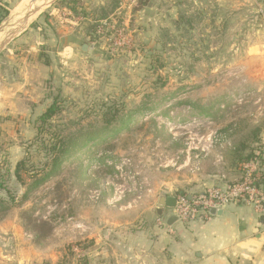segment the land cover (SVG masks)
Listing matches in <instances>:
<instances>
[{
  "label": "rangeland",
  "instance_id": "374dc122",
  "mask_svg": "<svg viewBox=\"0 0 264 264\" xmlns=\"http://www.w3.org/2000/svg\"><path fill=\"white\" fill-rule=\"evenodd\" d=\"M44 1L28 20L40 19L38 33L48 39L40 50L48 69L42 98L28 105V122L12 114L0 121V264L31 259L32 248L58 249L63 227L80 216L133 218L148 196L186 187L211 173L208 167L214 179L226 175L232 147L251 150L263 141L264 89L257 84L264 73L250 60L238 76V49L264 50V0L261 10L252 0H107L91 11L81 0H24L2 16L0 29ZM26 24L13 29L22 33ZM60 29L74 46L65 56L53 39ZM17 35L0 36V44L12 48ZM0 67L2 73L4 56ZM240 78L259 92L238 93ZM54 101L58 109L42 125L38 118ZM108 109L117 116L106 125ZM60 139L74 146L90 141L28 191L30 175L46 169L41 143ZM21 160L19 182L14 170ZM78 245L69 243L70 264Z\"/></svg>",
  "mask_w": 264,
  "mask_h": 264
},
{
  "label": "crops",
  "instance_id": "0c3cea01",
  "mask_svg": "<svg viewBox=\"0 0 264 264\" xmlns=\"http://www.w3.org/2000/svg\"><path fill=\"white\" fill-rule=\"evenodd\" d=\"M23 1L0 0V19L5 11H14ZM252 1L256 7H260L258 0ZM80 2L85 11L107 5V0ZM262 8L264 9V5ZM262 20L264 24V14ZM11 22L16 23H9L0 29V36L8 37L13 30H4L10 26L13 29L15 24L19 26L21 23L16 18ZM39 22L40 19L27 21L28 29L17 35L19 38L12 48H7L4 44L6 42L0 44V56H4V70L0 73V121H3V114H12V119L17 122H28L31 113L28 105H39L42 98L48 69L40 57V50H43L42 47L47 44L48 39L46 37L44 43V37L38 33L41 31ZM66 36V29L57 31V40L56 35H53L59 49L62 45V50H57L59 55L65 56L67 49L72 50L74 47L67 44ZM26 41L28 43L25 47H18L19 43ZM238 57L241 58L238 62V76L244 73V66L250 60L260 62L259 70L264 73V50H258L255 45L248 46L244 50L238 49ZM257 85L261 90L264 89L263 80ZM258 86L248 84L240 78L238 93L255 90L259 92ZM260 136L264 145L263 129ZM225 160L228 164L225 168L230 170L226 175L235 177L233 165L227 155ZM259 165L264 173V146ZM211 168L208 167L212 173ZM211 173L208 171L198 179L187 181L186 187L179 186L172 191L171 188H164L161 194L148 196L144 202L150 204L146 203L139 215L133 218L126 213H118L115 217L92 218L90 221L80 216L81 219H75L74 226L67 224L63 227L59 234L62 241H59L58 249L50 245L42 247L41 251L38 247L32 248V258L27 257L17 264H70L67 259L69 243H79L80 247L75 248V251L71 249L75 252V259L71 264H264V213H257L249 205L226 204L218 209V213L208 214L201 220L188 224L178 221L174 209L166 206L160 216L156 213L161 198L174 197L185 191H189L188 195H193L220 185L219 178L214 179ZM172 217L175 219L171 220Z\"/></svg>",
  "mask_w": 264,
  "mask_h": 264
},
{
  "label": "built area",
  "instance_id": "2783aa9c",
  "mask_svg": "<svg viewBox=\"0 0 264 264\" xmlns=\"http://www.w3.org/2000/svg\"><path fill=\"white\" fill-rule=\"evenodd\" d=\"M260 161L252 160L233 170L235 177L220 174L221 184L193 195H177L174 213L184 224L208 216L209 210L226 204H246L257 213H264V173ZM239 175V176H238ZM262 242L264 245V230Z\"/></svg>",
  "mask_w": 264,
  "mask_h": 264
},
{
  "label": "trees",
  "instance_id": "16d2710c",
  "mask_svg": "<svg viewBox=\"0 0 264 264\" xmlns=\"http://www.w3.org/2000/svg\"><path fill=\"white\" fill-rule=\"evenodd\" d=\"M74 4V3H73ZM71 10H74V7H71ZM8 13L5 11L4 17ZM3 19V17H2ZM0 19V21L2 20ZM57 105L56 102H52L49 107L42 113L38 121L44 125L45 123H50L52 118L54 117L56 111H57ZM117 116V110L111 111L108 109L106 112L102 114V123L108 125L113 123V121L116 119ZM90 140H85V142L74 146L71 145V142H64L63 139H60L57 141L55 144H48L44 145L41 143L43 147V150L46 152L47 156V162L44 164L45 165V170L40 171V175H30L31 183L28 186V191L34 190L38 188L41 184H43L45 181L50 179L51 177L55 176L59 170L61 165L68 160L74 153L79 152L82 148L88 144ZM250 149H247L243 144H239L237 147H232L228 152H227V157L232 163V167L234 169L240 168L244 163L252 161V160H261V150L263 148L262 142H256L254 143ZM74 146V147H73ZM248 151V153H246ZM248 154V155H246ZM25 160H21L16 163L15 165V170H14V177L16 178L17 181L21 182L22 177L21 173H24L25 170ZM3 186L0 184V188ZM27 196V193L23 195V198L25 199ZM38 238V237H37ZM80 261H83V259H80ZM84 264V262L82 263Z\"/></svg>",
  "mask_w": 264,
  "mask_h": 264
},
{
  "label": "water",
  "instance_id": "95a60500",
  "mask_svg": "<svg viewBox=\"0 0 264 264\" xmlns=\"http://www.w3.org/2000/svg\"><path fill=\"white\" fill-rule=\"evenodd\" d=\"M32 9V10H31ZM29 10V12L27 13H22L20 15H22V18H20V22L22 25H25L26 22L28 21V19L30 18V15H33L34 13H36V11H38L39 7H35V8H31ZM18 29H15L14 31L10 32L9 35H8V38L9 39H12L16 34H19L18 33ZM85 46L82 47V50L85 51ZM168 207V208H171L173 209L175 207V198L174 197H165V198H161V200L159 201L157 207H156V213L160 216L162 214V211L164 210V207ZM218 209H211L209 210V214L210 215H214L216 213H218ZM172 219H175V217H172ZM264 224V220L262 222ZM169 224V223H168Z\"/></svg>",
  "mask_w": 264,
  "mask_h": 264
},
{
  "label": "bare ground",
  "instance_id": "6f19581e",
  "mask_svg": "<svg viewBox=\"0 0 264 264\" xmlns=\"http://www.w3.org/2000/svg\"><path fill=\"white\" fill-rule=\"evenodd\" d=\"M25 2H26V0H25ZM33 2H35V0H33ZM23 3H24V2H23ZM33 4H34V3H33ZM45 4H46V1L42 2V3L39 4V5L35 3L34 7H39V8H41V7H43V5H45ZM45 6H46V5H45ZM38 12H39V11H38ZM19 15H20V14H18V18H19ZM31 18H32V17H31ZM28 20H29V19H28ZM26 25H27V24H26ZM16 26H18V24H17ZM23 26H24V25H23ZM10 28H11V26H10ZM10 28H9V29H10ZM13 31H14V29H13ZM18 31H19V30H18ZM7 35H8V34H7Z\"/></svg>",
  "mask_w": 264,
  "mask_h": 264
}]
</instances>
